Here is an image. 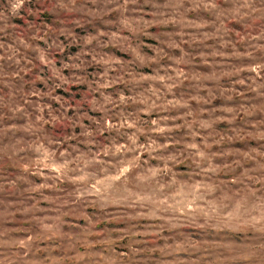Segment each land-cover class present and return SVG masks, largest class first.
Listing matches in <instances>:
<instances>
[{
	"label": "rangeland",
	"instance_id": "1",
	"mask_svg": "<svg viewBox=\"0 0 264 264\" xmlns=\"http://www.w3.org/2000/svg\"><path fill=\"white\" fill-rule=\"evenodd\" d=\"M0 264H264V0H0Z\"/></svg>",
	"mask_w": 264,
	"mask_h": 264
}]
</instances>
